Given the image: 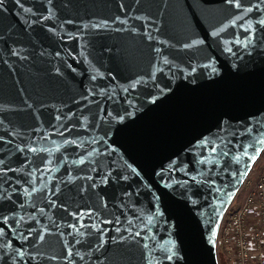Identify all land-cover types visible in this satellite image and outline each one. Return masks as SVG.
<instances>
[{"label":"water","instance_id":"obj_1","mask_svg":"<svg viewBox=\"0 0 264 264\" xmlns=\"http://www.w3.org/2000/svg\"><path fill=\"white\" fill-rule=\"evenodd\" d=\"M264 151V0H0V264H219Z\"/></svg>","mask_w":264,"mask_h":264},{"label":"built area","instance_id":"obj_2","mask_svg":"<svg viewBox=\"0 0 264 264\" xmlns=\"http://www.w3.org/2000/svg\"><path fill=\"white\" fill-rule=\"evenodd\" d=\"M261 153L226 210L217 236L219 264H264V173L253 177Z\"/></svg>","mask_w":264,"mask_h":264},{"label":"rangeland","instance_id":"obj_3","mask_svg":"<svg viewBox=\"0 0 264 264\" xmlns=\"http://www.w3.org/2000/svg\"><path fill=\"white\" fill-rule=\"evenodd\" d=\"M260 173H264V164L262 160H259V162L257 163V166L255 167V170L252 176L256 178L258 175H260Z\"/></svg>","mask_w":264,"mask_h":264}]
</instances>
